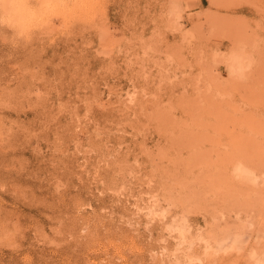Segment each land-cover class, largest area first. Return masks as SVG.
<instances>
[{
    "label": "rangeland",
    "instance_id": "obj_1",
    "mask_svg": "<svg viewBox=\"0 0 264 264\" xmlns=\"http://www.w3.org/2000/svg\"><path fill=\"white\" fill-rule=\"evenodd\" d=\"M0 264H264V0H0Z\"/></svg>",
    "mask_w": 264,
    "mask_h": 264
}]
</instances>
